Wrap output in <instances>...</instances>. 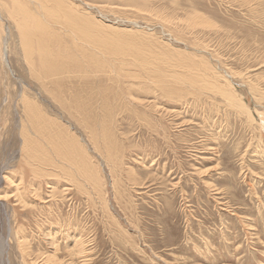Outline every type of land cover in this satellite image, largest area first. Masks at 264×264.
Listing matches in <instances>:
<instances>
[{"label": "rangeland", "instance_id": "rangeland-1", "mask_svg": "<svg viewBox=\"0 0 264 264\" xmlns=\"http://www.w3.org/2000/svg\"><path fill=\"white\" fill-rule=\"evenodd\" d=\"M42 1L0 0V264H264V0Z\"/></svg>", "mask_w": 264, "mask_h": 264}, {"label": "bare ground", "instance_id": "bare-ground-1", "mask_svg": "<svg viewBox=\"0 0 264 264\" xmlns=\"http://www.w3.org/2000/svg\"><path fill=\"white\" fill-rule=\"evenodd\" d=\"M15 1V0H14ZM34 1V0H33ZM40 1V0H39ZM43 1H45V0H43ZM42 1V2H43ZM47 1H49V0H47ZM250 1V0H249ZM249 1H248V3H249ZM252 1V0H251ZM37 2V1H36ZM42 2H40L41 4H42ZM46 2V1H45ZM39 3V2H38ZM44 3V2H43ZM45 4H48V2H46ZM54 4V3H53ZM57 4H59V3H55L54 5H55V7H54V9L53 10H49V13H48V16L50 17V14L51 15H53V17L55 16L56 17V19L58 18V19H64V21H70L71 20V16L72 15H67V13L64 11H62V5L61 4H59L58 6H56ZM40 5V4H39ZM38 5V6H39ZM44 5V4H43ZM39 7H41V5L39 6ZM47 7V6H46ZM50 7V6H49ZM51 8V7H50ZM42 10V9H41ZM63 10H65V9H63ZM43 11V10H42ZM41 12V11H40ZM40 12H39V14H40ZM73 12H74V10H73ZM42 13V12H41ZM46 15H47V13H46ZM74 15H76L75 14V12H74ZM41 16V15H40ZM48 16H46V17H48ZM45 17V18H46ZM77 17V16H76ZM79 17V16H78ZM42 19V18H41ZM44 19V18H43ZM49 19V18H48ZM78 19V18H77ZM77 19L75 20L76 22H77ZM79 19H80V17H79ZM81 20V19H80ZM44 21H46L45 19H44ZM43 21V22H44ZM52 21V20H51ZM43 22H41V23H43ZM47 22V21H46ZM63 22V21H62ZM71 22V21H70ZM70 22H69V24H70ZM82 22V21H81ZM45 23V22H44ZM49 23V22H48ZM60 23H61V21H60ZM27 24V23H26ZM49 24H51V23H49ZM58 24V23H57ZM73 24H74V22H73ZM80 24V23H79ZM82 24V23H81ZM88 24V23H87ZM90 24V23H89ZM37 25V24H36ZM52 25V24H51ZM56 25V24H55ZM62 25V24H61ZM63 26V25H62ZM69 26H71V25H69ZM79 26V25H78ZM82 26V25H81ZM84 26H86V24L84 25ZM83 26V27H84ZM91 26V25H90ZM24 27V26H23ZM53 27H54V25H53ZM30 28H32V27H30ZM34 28H35V26H34ZM38 28V27H37ZM59 28V27H58ZM65 28V27H64ZM29 29V28H28ZM48 29V28H47ZM52 29V28H51ZM66 29V28H65ZM72 29V28H71ZM77 29V28H76ZM81 29H84V28H82L81 27ZM38 30H40V29H38ZM53 30V29H52ZM51 30V31H52ZM59 30H60V28H59ZM68 30V29H67ZM79 30V29H78ZM87 30V29H86ZM88 30H89V32H90V28H88ZM36 31V30H35ZM56 31V30H55ZM62 31H63V29H62ZM71 31H73V30H71ZM76 31V30H75ZM25 32L26 31H24V34H25ZM36 32H38V31H36ZM53 32V31H52ZM80 32V31H79ZM78 32V33H79ZM29 33L32 35V33H31V30L29 31ZM39 33H40V31H39ZM43 33V32H42ZM64 33V32H63ZM65 33H66V31H65ZM68 33H70V32H68ZM75 33V32H74ZM85 33V32H84ZM71 34V33H70ZM73 34V33H72ZM83 34V33H82ZM81 34V35H82ZM41 35H43V34H41ZM69 35V34H68ZM87 35H88V33H87ZM92 35V34H91ZM29 36V35H28ZM73 36H74V34H73ZM82 36H84V35H82ZM81 36V37H82ZM98 36H99V34H98ZM52 37V36H51ZM77 37V36H76ZM94 39H95V35L94 36H92ZM88 38V37H87ZM99 38V37H98ZM92 39V38H91ZM78 40V39H77ZM98 39H96V41H97ZM107 40V39H106ZM70 41V40H69ZM109 41V40H108ZM77 42V41H76ZM90 42V41H89ZM91 43H92V41H91ZM90 43V44H91ZM83 44V43H82ZM89 44V43H88ZM94 45L96 44V43H93ZM104 44V43H103ZM110 44V43H109ZM80 45V44H79ZM92 45V44H91ZM90 45V46H91ZM97 45V44H96ZM95 45V46H96ZM86 46H88V45H86ZM89 46V47H90ZM114 46V45H113ZM116 46V45H115ZM82 47H83V45H82ZM94 47V46H93ZM98 47V45L96 46V48ZM101 47V46H100ZM37 48V47H36ZM99 48V47H98ZM80 49H81V47H80ZM86 49V48H85ZM37 50H39V49H37ZM97 50V49H96ZM115 50V49H114ZM81 51V50H80ZM96 53V52H95ZM95 53H93V54H95ZM101 53V52H100ZM103 53V52H102ZM105 53V52H104ZM112 54V53H111ZM95 56V55H94ZM120 56V55H119ZM95 59V58H94ZM76 60V59H75ZM83 61V60H82ZM93 62V61H92ZM95 62V61H94ZM103 62V61H102ZM96 63V62H95ZM143 63V62H142ZM81 65V64H80ZM93 65V64H92ZM96 65H97V63H96ZM55 66H56V64H55ZM98 66V65H97ZM81 67V66H80ZM86 67V66H85ZM106 68V67H105ZM95 69V68H94ZM93 69V70H94ZM98 69H100L99 67H98ZM102 69V68H101ZM100 69V70H101ZM72 70H73V68H72ZM77 70V69H76ZM99 70V71H100ZM106 70H107V68H106ZM74 71H75V69H74ZM82 71V70H81ZM92 71V70H91ZM104 71V70H103ZM109 71V70H108ZM67 72V71H66ZM80 72V71H79ZM101 72V71H100ZM100 72H98V74H100ZM78 73V72H77ZM102 73V72H101ZM105 73V72H104ZM109 73H111L110 71H109ZM35 74V73H34ZM85 74V73H84ZM96 74H97V72H96ZM108 73H106V75H107ZM71 75V74H70ZM70 75H69V77H70ZM118 75H119V73H118ZM133 75V74H132ZM78 76H79V74H78ZM109 76H111V75H109ZM72 78V77H71ZM46 79V78H45ZM56 80H57V78H56ZM63 80H65V79H63ZM70 80H72V79H70ZM48 81V80H47ZM51 81V80H50ZM67 81V80H66ZM43 85V84H42ZM55 85V84H54ZM44 86V85H43ZM45 87V86H44ZM44 87H43V89H44ZM48 91V90H47ZM57 92V91H56ZM55 92V93H56ZM197 92V91H196ZM54 93V92H53ZM52 93V94H53ZM57 94V93H56ZM55 94V95H56ZM61 94V93H60ZM55 95L53 96V97H55ZM82 95H83V93H82ZM57 96V95H56ZM85 96V95H84ZM92 96V95H91ZM61 97V96H60ZM64 97V96H63ZM66 97H64V100L66 101V99H65ZM92 100V99H91ZM132 102V101H131ZM68 103H71V101L70 102H68ZM85 103H87V101L85 102ZM75 104V103H74ZM78 104V103H77ZM133 104V103H132ZM72 105V104H71ZM87 105V104H86ZM84 107V106H83ZM89 107V106H88ZM87 107V108H88ZM81 108V107H80ZM82 109V108H81ZM84 109H86V108H84ZM95 109V108H94ZM75 111H76V109H74ZM99 110V109H98ZM93 111H95V110H93ZM80 114V113H79ZM74 116H77V115H74ZM44 118V117H43ZM35 119H38V118H25V120H24V123H26L28 120H35ZM55 120V119H54ZM77 120V119H76ZM23 121V120H22ZM57 121V120H56ZM82 122V121H81ZM55 123V122H54ZM41 124V123H40ZM48 124V123H47ZM31 125V124H30ZM81 125H82V123H81ZM87 124H85V126H86ZM50 126H51V124H50ZM28 127V126H27ZM43 127V126H42ZM53 127V126H52ZM29 128V127H28ZM41 128V127H40ZM23 129H25V124H24V126H23V128H22V130ZM60 129H62V128H60ZM84 129V128H83ZM31 129H29V131H30ZM44 130H46V129H44ZM56 130V129H55ZM24 131V130H23ZM32 131V130H31ZM49 131V130H48ZM52 131V130H51ZM58 131V130H57ZM62 131V130H61ZM52 133V132H51ZM59 133V132H58ZM33 134V133H32ZM47 134V133H46ZM49 134V133H48ZM25 135H27V133L25 134ZM51 135H53V133L51 134ZM56 135H57V133H56ZM49 136V135H48ZM54 136V135H53ZM52 136V139H54V137ZM58 136V135H57ZM64 136V135H63ZM66 137V136H65ZM64 137V138H65ZM51 138V137H50ZM62 138V137H61ZM63 138V139H64ZM47 139H49V138H47ZM46 138H45V140H47ZM56 139H57V137H56ZM59 139H60V137H59ZM68 140V139H67ZM53 141V140H52ZM72 143V142H71ZM77 143V142H76ZM44 144V143H43ZM85 145V144H84ZM67 146V145H66ZM78 146V145H77ZM81 146V145H80ZM63 148V147H62ZM61 148V149H62ZM74 148V147H73ZM79 149V148H78ZM59 150V149H58ZM64 150V149H63ZM62 150V151H63ZM60 151V150H59ZM80 151V150H79ZM50 154H51V152H50ZM49 154V155H50ZM85 155V154H84ZM51 157V156H50ZM71 158V157H70ZM74 158V157H73ZM48 159V158H47ZM35 161H37L36 159H35V157L33 158V161H27V163L24 165L25 167H30V171L32 172V174L34 175V176H39V171L41 172H43V173H45V172H48L49 171V169L48 168H39V166L38 165H40V163H36ZM60 162V161H59ZM60 166V165H59ZM63 166V165H62ZM56 169V168H55ZM20 170V169H19ZM59 170V169H58ZM61 170V169H60ZM21 171V175L19 176V179H20V182L19 183H16V191H15V195L17 196V199H18V201H19V203L20 204H22L23 206H26V202H25V199H28V197L31 195V194H34V196L36 197V198H38V197H40V195L38 194V193H40V192H38V191H40L41 190V188H42V186H41V184L39 185V187L38 188H36V190L34 189V188H30V180H27L26 178H24V176H25V173H24V170H23V172H22V170H20ZM75 171V170H74ZM54 172V171H53ZM55 173V172H54ZM59 173V172H58ZM123 173L125 174L126 173V175H128V176H130V181H132V182H134V183H137L136 182V172L135 171H133V170H126L125 172L123 171ZM31 174V173H30ZM50 174V173H49ZM7 177H5L4 179H7V181L9 182V184H12V183H14V182H16V180L13 178L15 175H13V177H12V175L11 176H9V175H6ZM77 176V175H76ZM79 177V176H78ZM122 177V176H121ZM68 178V177H67ZM35 179V178H34ZM38 179V178H37ZM32 185V184H31ZM84 189V188H83ZM96 190V189H95ZM64 190H62V191H60V192H63ZM79 191V190H78ZM54 192V191H53ZM54 194V193H53ZM4 197H6V196H4ZM0 198H3V196L2 197H0ZM56 198V197H55ZM48 207V206H47ZM59 223V222H58ZM22 242H24V243H22ZM22 242H20V246H19V248H20V251H21V254L23 255V256H29L30 255V253L32 252L31 251V249H29V250H27V244L25 243V240H23L22 239ZM83 242V241H82ZM49 243H51V242H49ZM56 244V243H55ZM53 245V244H51L52 246H50L51 248H52V253L53 254H51V255H47L46 257H44L43 259L45 260V263L44 264H72V262H69V263H66L67 261L65 260V259H58L57 258V252H58V248H57V245ZM77 246V245H76ZM85 247V246H84ZM75 250H71L70 249V254H71V258H72V256H76V258H78V257H85V255H84V248L83 247H81V246H78V247H76V248H74ZM38 255L39 256H42V253L41 252H38ZM37 254H35V256H38ZM79 255V256H78ZM35 259H36V257H35ZM22 260H24L25 262H26V264H33V262L32 261H27V260H25L24 258L22 259ZM39 261V260H38ZM37 261V262H38ZM28 262V263H27ZM44 262V261H43ZM1 263V262H0ZM35 264H36V262H35ZM76 264V263H75Z\"/></svg>", "mask_w": 264, "mask_h": 264}]
</instances>
